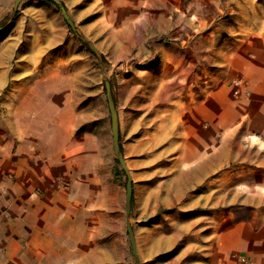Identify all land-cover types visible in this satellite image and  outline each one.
Here are the masks:
<instances>
[{"label": "crops", "instance_id": "0c3cea01", "mask_svg": "<svg viewBox=\"0 0 264 264\" xmlns=\"http://www.w3.org/2000/svg\"><path fill=\"white\" fill-rule=\"evenodd\" d=\"M61 1L112 61L133 62L112 87L131 211L103 88L76 70L59 7L22 0L0 41V94L55 109L56 135L0 151V264H137L128 224L140 264H264V40L191 77L186 53L142 68L152 46L166 48L152 38L173 29L170 7ZM48 54L56 66L44 68Z\"/></svg>", "mask_w": 264, "mask_h": 264}, {"label": "rangeland", "instance_id": "374dc122", "mask_svg": "<svg viewBox=\"0 0 264 264\" xmlns=\"http://www.w3.org/2000/svg\"><path fill=\"white\" fill-rule=\"evenodd\" d=\"M158 7L168 6L172 9L170 16L174 23L172 30L152 38L162 40L166 48L152 46V54L141 62L143 68L158 62L160 53H186L189 59L190 77L203 64L211 69L213 62L225 61L238 44L255 39L264 40V0H156ZM14 0H0V26L8 25L0 32V41L12 36V22L18 15L9 20L13 13ZM178 23V24H177ZM75 44H69V51L76 57L75 67L83 72L86 80H92L94 87H102L106 97L105 79H109L117 91L119 70H131L132 61H112V47H98L101 57L95 53L89 44L78 37L70 28ZM15 33V32H14ZM153 44L154 42H150ZM165 48V49H164ZM21 47L19 46L18 50ZM68 50V46L66 48ZM102 49L107 52L103 53ZM159 49H162L159 51ZM48 56V57H46ZM42 66H56V55H46ZM78 75V81L81 80ZM52 83L56 78L51 79ZM55 80V81H53ZM84 80V78L82 79ZM191 80V79H190ZM22 79H19L21 82ZM18 82V85L20 83ZM20 94H10L4 91L0 94V151L7 148L21 147V141L30 137L44 136L50 138L56 135V110L32 109L22 110L19 104ZM8 101H7V100ZM107 103V102H106ZM110 120V113L108 110ZM34 138V139H35ZM7 145H9L7 147Z\"/></svg>", "mask_w": 264, "mask_h": 264}, {"label": "water", "instance_id": "95a60500", "mask_svg": "<svg viewBox=\"0 0 264 264\" xmlns=\"http://www.w3.org/2000/svg\"><path fill=\"white\" fill-rule=\"evenodd\" d=\"M49 1L55 3L59 7V9L62 13V16L64 17V19L67 22V24L69 25V27L73 30V32L78 37H80L83 41L87 42L89 44V46L91 47V49L95 53H97L99 55V57H101L100 51L98 50V48L92 42H90L86 38L82 37L80 29L75 25L74 21L72 20V18L68 14L67 9L64 6V4L62 3V1L61 0H49ZM21 2H22V0H14L13 13H12L11 19L9 20V24L12 22L13 17L18 12L19 5ZM7 27H8V25L0 26V32L5 31L7 29ZM104 82H105L108 107H109L110 116H111L114 152H115L117 159L119 160V163H120L122 169L124 170V172L127 175L126 206H127V212L129 214L131 211V205H132V199H133V180H132L131 172L128 169L126 160L123 156V153H122V150L120 147V142H119V116H118V112L116 109V103H115V99H114L112 83L109 79H105ZM128 233H129L130 243H131V246L133 249V253H134L135 258H136V262H137V264H140L138 251H137V247H136V241H135V237H134V232H133L131 224H128Z\"/></svg>", "mask_w": 264, "mask_h": 264}, {"label": "built area", "instance_id": "2783aa9c", "mask_svg": "<svg viewBox=\"0 0 264 264\" xmlns=\"http://www.w3.org/2000/svg\"><path fill=\"white\" fill-rule=\"evenodd\" d=\"M247 261L245 256H238L235 264H245Z\"/></svg>", "mask_w": 264, "mask_h": 264}, {"label": "trees", "instance_id": "16d2710c", "mask_svg": "<svg viewBox=\"0 0 264 264\" xmlns=\"http://www.w3.org/2000/svg\"><path fill=\"white\" fill-rule=\"evenodd\" d=\"M116 162H117V163H119V160H118V159H116Z\"/></svg>", "mask_w": 264, "mask_h": 264}]
</instances>
